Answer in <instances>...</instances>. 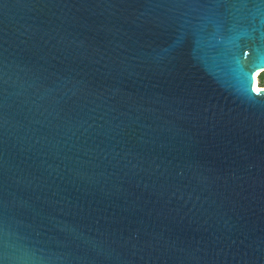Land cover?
<instances>
[{
	"label": "water",
	"instance_id": "water-1",
	"mask_svg": "<svg viewBox=\"0 0 264 264\" xmlns=\"http://www.w3.org/2000/svg\"><path fill=\"white\" fill-rule=\"evenodd\" d=\"M264 0H0V264H264Z\"/></svg>",
	"mask_w": 264,
	"mask_h": 264
},
{
	"label": "bare ground",
	"instance_id": "bare-ground-1",
	"mask_svg": "<svg viewBox=\"0 0 264 264\" xmlns=\"http://www.w3.org/2000/svg\"><path fill=\"white\" fill-rule=\"evenodd\" d=\"M261 72H257L256 74L252 75L251 76V80H252V85L255 89H258L259 86H258V75L260 74Z\"/></svg>",
	"mask_w": 264,
	"mask_h": 264
},
{
	"label": "rangeland",
	"instance_id": "rangeland-1",
	"mask_svg": "<svg viewBox=\"0 0 264 264\" xmlns=\"http://www.w3.org/2000/svg\"><path fill=\"white\" fill-rule=\"evenodd\" d=\"M258 86L264 87V71L258 75Z\"/></svg>",
	"mask_w": 264,
	"mask_h": 264
}]
</instances>
